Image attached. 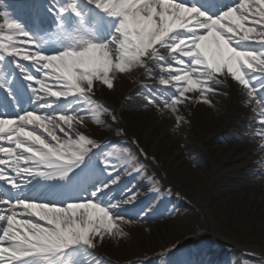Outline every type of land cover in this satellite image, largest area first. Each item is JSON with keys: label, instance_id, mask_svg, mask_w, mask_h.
<instances>
[{"label": "snow or ice", "instance_id": "snow-or-ice-1", "mask_svg": "<svg viewBox=\"0 0 264 264\" xmlns=\"http://www.w3.org/2000/svg\"><path fill=\"white\" fill-rule=\"evenodd\" d=\"M202 2L209 10L191 0L54 3L47 15L66 36L55 54L42 52L47 43L42 37L20 23L4 21V27L19 33V38L8 35L7 43H0V58H14L11 65L22 73L31 103L39 111H21L11 89L0 85V93L16 113L12 118L7 108L0 107V168L11 173L0 171V187L13 190L11 198L0 196V264H81L78 255L93 249L97 238L124 239L118 227L122 221L113 212L119 205L109 207L99 199L110 184L100 185L91 196L82 193L75 201L66 198L71 189L59 196V204L30 202L21 191L36 179L68 181L84 171L99 146L73 129L84 126L85 109L96 111L89 98L94 81L112 90L111 72H130L136 65L144 68L145 58L162 61L158 46L177 66L160 68L162 73H175L171 91L178 98L162 100L171 111L189 93L203 94L205 98L196 102L210 104L206 97L218 94L213 85L225 72L253 98V80L264 78V0H235L225 7L215 0ZM17 61L31 65L37 75L28 74ZM159 84L165 86L166 81L160 79ZM70 97L77 99L63 106L62 113L48 114L60 106L56 102ZM260 99L264 101V96ZM156 104L154 98L147 99V105ZM260 115L264 116V108ZM258 124L264 126V119ZM57 130L67 139L61 140ZM100 164L109 167L107 161ZM134 200L132 192L124 203Z\"/></svg>", "mask_w": 264, "mask_h": 264}, {"label": "bare ground", "instance_id": "bare-ground-1", "mask_svg": "<svg viewBox=\"0 0 264 264\" xmlns=\"http://www.w3.org/2000/svg\"><path fill=\"white\" fill-rule=\"evenodd\" d=\"M56 3H59L57 0H55ZM64 2V1H63ZM69 2H73V0H69ZM13 0H0V17H9L11 16V9L10 6L13 4ZM45 4H48L49 2L47 0H44ZM33 13V12H32ZM59 40L52 47L51 52L55 53L58 50V46L61 45L62 43H65L66 41V36L62 33L59 34ZM48 49H46L47 51ZM44 54H47L45 51L42 50ZM145 67L141 68L138 65L134 66L130 72L126 73H120L117 71H113L110 73L109 79L113 81V89L109 90L105 85L100 84L98 81H94V90L90 94V99L94 101V107L96 109L95 112H93L90 108L85 109V115L88 116L89 119L94 118L95 116H98L101 121H102V126L105 128L103 129V132L101 135L96 134L93 136L91 133H87L84 131H78L79 134L85 135L87 138L92 139L95 144H97L99 147H97L94 150V155L89 161L90 165L93 167V170L89 168L84 169L83 172L79 174L78 177L73 178L74 180L68 181V182H61L57 180V182L54 185L55 189H74V188H79L83 186V188L80 189L79 192L84 193L83 189L86 186V190L88 191L87 194L84 193L85 195L91 196L92 191V179L96 177V175H99L101 179L103 180L104 177L107 178L108 176H102L100 174H96V169L100 168L102 170H107V175L108 173L111 172V175H115L120 173V162L121 159L123 160L124 158H130L133 156L132 153L128 149L125 150L127 155H125L123 152L124 145L120 144V142H115L113 137H110L111 134L109 133L114 131L115 125L110 121V117L108 112L105 111V109L101 106H99L98 103L103 99V101H107L111 104H113L114 99L118 100V103L114 105L115 107H120L118 109L119 115L122 117L124 125L129 127L131 130H127V137L131 136L133 132H142L145 133L146 135L149 133L150 134V139H147L145 141V146L148 147L149 149H152L155 151L157 155L160 157L165 158V160H169L170 164L168 165L167 169L170 171H173V175L175 177V181L180 184V180L178 179L179 176H188L190 178L191 184L194 186H198L199 183L194 182V176L195 172H198L195 170L193 164V158L190 152H188V149H183L181 147H173V145L170 144V142L165 138L164 131L158 130L157 129V122H150L147 120V112H142L141 110V102L144 100L142 97H137V100H140V102L135 103L134 107L135 109H123L124 105L122 104V100L125 95L127 94V90L129 88L124 87L121 89V83L123 85V82L125 79L129 76L130 77H139L141 71H145L146 68H148L150 59L145 58L141 61ZM22 74V73H21ZM140 78V77H139ZM143 81L141 80L139 84L142 85ZM34 87V86H33ZM213 89L216 93H218V89L213 86ZM239 91L234 89V95L235 97L232 98L231 101L227 100L224 104V106L221 108V112L224 113V116L228 117V120L232 121L234 118V114H236V110L233 109V105L238 103V101L242 102H248V105H251L250 107L256 110V106L252 101H250L249 97H245V94L242 95V91H244L243 88L238 87L237 88ZM121 92L120 95H118V91ZM133 98V96H130ZM204 97L203 94L201 93H192L189 95V105L192 107V110L188 109L186 113H184V117L189 120L191 124H195L196 127L200 128L202 130V135L203 137L201 140H209L212 138L217 130L219 128H222L225 123V118L222 117L221 114H218L216 112H213L212 110H209V113L207 114L208 119V124H203L199 118H202V116H205L207 110L209 108L205 107V111L203 110L202 113L200 112L199 109V103L196 101L201 100V98ZM209 99H214L215 95L209 94L207 96ZM216 98H222L224 97H216ZM77 98L75 97H70L69 102L76 100ZM101 99V100H100ZM101 101V102H103ZM126 102V101H125ZM146 102H143V104ZM185 106V105H184ZM255 106V107H254ZM81 107H84L81 104ZM186 107V106H185ZM36 108V106H35ZM74 112L77 110L75 107H73ZM139 110V111H138ZM176 111V110H175ZM241 113L243 112L244 114L246 111H240ZM254 113V112H253ZM155 115L159 116V113L156 112L154 113ZM180 117H182L181 111ZM172 118H177V115L174 114ZM195 120V121H194ZM168 125V123L166 124ZM219 127V128H218ZM99 131V130H98ZM107 131L109 133H107ZM100 132V131H99ZM40 135L43 136V134L39 133ZM244 135V134H243ZM242 135V136H243ZM74 139L76 138L75 135H73ZM107 138V139H104ZM103 142L102 144H100ZM211 147L209 149H212L213 151H219L220 147L214 148L213 146L210 145ZM264 142L260 145L257 144L255 147L256 150H240L236 156H234V164L230 165V167L227 168V170H237L239 168H244V167H249L252 171H258L261 168L260 162L263 160L264 161ZM173 147L174 149H172ZM252 149V148H250ZM261 149V150H260ZM97 155H102L101 158H98L99 156ZM101 161H107L109 164L108 168H104L100 162ZM262 161V162H263ZM86 166V165H85ZM84 166V167H85ZM133 167L136 168H145V166H142L141 162L135 161L133 163ZM148 169V168H146ZM225 169H218L216 171L215 168H212L210 170V173L212 176L211 181L209 184L213 185L215 190H213L210 194L211 199L214 201V203L220 207L222 211L227 213L230 217L232 216V222L237 224L238 226H244L249 228L251 230L252 228L256 229L257 226H259L257 230V235L262 236L264 238V176H256V175H246V174H240V175H234V174H229L227 177L229 178H218L222 176V173H225L227 171H223ZM1 171V170H0ZM91 172L92 179L89 181L84 179V176L81 177L83 174L85 175L86 172ZM111 175H109L111 177ZM128 173H122L119 176H122V185L126 186L127 183H130V179L132 177H128ZM147 173L144 170H141L139 173V177L143 180L146 179ZM226 177V176H225ZM234 177H239L242 182L235 183ZM120 177L116 178V181L119 180ZM37 180V179H36ZM36 180H33V183L36 182ZM89 181V182H88ZM189 181V180H188ZM152 185V189H154V182H150ZM178 185V184H177ZM26 186V185H25ZM24 186V187H25ZM195 186V187H196ZM120 188V185L117 186V188ZM158 187V184H157ZM141 192L140 194H142ZM78 195V193H77ZM149 195V193H147ZM39 197V196H38ZM36 197V200H42L45 202L51 203V198L52 197H42L38 199ZM161 197L163 200L169 204L173 205L171 206L172 208H177L176 213L180 215L181 220H182V230L186 231L189 229V220L191 217V210L182 202H178L174 200V195H171L169 193H162ZM99 199L101 201H105L104 195H100ZM55 200H60L59 198H55ZM211 200V201H212ZM109 201V200H107ZM54 202V201H53ZM138 202V201H137ZM103 203V202H102ZM211 206V205H210ZM209 206V207H210ZM208 207V205H207ZM113 212L115 213V216L118 215L120 212V209L116 208L113 209ZM149 214L152 216V212L147 211L146 216ZM117 217V216H116ZM118 220L122 221V223H118V227L123 229V235L124 239H119V237L115 239H111L108 237H105L104 241H99V238H97L96 241H94L95 247L91 250H88L86 253L79 254L78 259L81 261V264H98V259L105 258L102 264H130L132 261L137 260V259H144L147 260L149 264H154V261L156 263H161L163 261L162 258H168L171 254H169V249L176 244H178L177 248V253L180 254V256L183 258V264H187V259H186V254L185 251L186 247L184 244L186 241H182L181 243L174 241V239L171 238V235L161 227V232L157 236V234L154 233V235H150L149 233H146L145 236L141 234V232L138 231L140 228L139 225L134 222H131L130 220H123L122 218L117 217ZM130 224L133 226H139L136 228L130 227ZM143 227V225H141ZM214 233L216 236H218L216 230H214ZM219 237V236H218ZM220 239V238H219ZM225 241V240H224ZM219 246V245H218ZM238 247V246H236ZM220 248V247H219ZM218 248L220 254L223 256H227L225 254L226 250H223V252L220 251ZM233 253L230 254V257L228 258L227 262L222 264H233V258L232 255H234L236 252H238L237 248H233L231 250ZM121 252V253H120ZM159 261L156 259L157 255ZM226 259H223L222 261H225ZM214 264V263H212ZM219 264V262H218Z\"/></svg>", "mask_w": 264, "mask_h": 264}, {"label": "rangeland", "instance_id": "rangeland-1", "mask_svg": "<svg viewBox=\"0 0 264 264\" xmlns=\"http://www.w3.org/2000/svg\"><path fill=\"white\" fill-rule=\"evenodd\" d=\"M2 20V22H4L5 20H10L11 22L20 23L22 28L23 26H25L23 22L17 19L16 13H13L11 16L6 18L2 17ZM3 28L6 30L5 27ZM7 32L13 33L12 30H8ZM160 49L166 50L164 48ZM165 53L168 54L167 51H165ZM165 60L166 59L163 58L162 64L160 65L172 67L169 63H167L168 61L165 62ZM157 76L160 78L157 80V85L155 86L156 91L147 89L146 95L144 97L146 100L148 98H154L157 101V104L155 107L145 104V106H147L145 108L147 109L144 108L145 110H143L142 112H147V120L150 122L155 121L156 123L157 120H159L156 125L157 129L164 131L165 138L170 142L171 145H173V147L179 146L184 149L190 148L188 150L192 151L190 153L193 158L192 165L194 166L195 170L198 171L194 173V182L199 183L198 186L195 185L196 187L191 184L190 178L188 176H183V174L182 176L178 177V179L180 180V184L175 181V177L172 174L173 171H169L167 169L170 161H166L165 158L157 155L154 150L149 149L145 146V141H147V139H150L149 133L146 135L145 133L135 131L130 134L131 136L127 137V130L130 129L129 127L124 125L123 119L120 118V116H118L117 112L115 111L116 109L114 105L118 103L117 99H114L113 104H109L108 102L101 103L102 105H104V108L111 113L112 118L110 117V121L116 124V131L114 130L113 134L115 140L124 145L123 149H128L130 153H134L132 160H141L142 163H144L145 168H142V170L147 173L146 179L141 180L143 183L138 184V178L136 177V182L132 183L134 187L135 185H137L134 189L138 187L139 191L146 192L149 188L148 184H150V181L154 182L155 184L160 183V185H158L157 187L159 188L158 190L161 191L159 193H162L166 189L173 190L174 194L172 195H174V199H176L178 202L183 201V203L191 210L189 229H187L186 231L182 230L183 227L181 217L176 213L178 207H176L175 209L171 207L173 205L168 204V206L166 205V209H156L154 208L155 206H151V203H153L152 200H149L144 205L143 203H136L135 201L139 200L137 196L135 197L134 201H130L127 204L124 203V200L126 198L113 199L112 204L119 205L118 209H120V212L116 216L122 218L123 220H130L131 222L143 225V227L139 225L140 228L138 229V231L141 232V234H143L144 236L146 233H149L150 235H154L155 233L158 236L162 231V227L171 235V238L176 242L190 240L188 242V245H191L190 249H195L193 250V252L196 253L201 254L203 246L209 243V245L206 246V249L209 250L208 254L214 255L213 257L219 256L217 246L211 244V241H215L217 245L221 246L219 248L221 252H223V250H226V255L233 253L231 250L234 247L238 249L236 259L234 260L236 264H264V238L262 236H258L256 230L259 228V226H257L256 229L252 228L251 230H249V228L247 229V227L244 226H238L237 224L232 222V216L230 215V217H228L229 215L222 211L210 197L211 192L215 190L213 185L209 184L213 176L210 173V170L212 168H215L216 171L220 168L225 169L223 171H227L225 173H222V176L218 178H228L227 175L229 174H234L235 176L240 174L264 176L263 160V162H260L259 168L261 169L258 171H252L249 167L239 168L238 170H227L230 165L235 163L233 157L236 156L240 150H255L254 147L257 146V144L259 145L263 143L264 141L263 138L259 137L260 132L257 128L248 126L251 115L249 117H243L244 125L241 121L232 122L229 124L226 130L222 132V134L216 136L210 142H204L203 145L204 147H207L208 154L210 155L209 159L208 156L199 149V146H196V142H198L197 140L200 134L202 135V130L198 131L195 125L188 123V121L184 117V113H186L189 108L190 110L192 108L188 106L184 109V103L182 101L180 105L176 106L175 112L171 111L170 108L162 102V100L178 98L175 96V94L172 93L171 86H169L166 81V78L169 77V73ZM160 79H164L166 81L165 86H161L159 84ZM133 81V77H127L123 82V85L121 83L120 88L123 89L124 86L126 87V85L128 84L130 85V82L132 84ZM261 89L263 88H258L257 90ZM117 91L118 95H120L121 92L119 90ZM254 91H256L255 88H253V92ZM223 96L226 95L223 94ZM254 96L257 95L254 94ZM208 101L212 102V100ZM56 103H58L60 106L58 108H53L51 112L48 113L49 115H51V113L59 114L64 111L63 106H65L64 104L66 102H64V104H62L63 102ZM207 105L208 104L205 103H201L199 105L201 113L205 109V107L209 108L207 112L205 111L206 109L204 110L206 112L205 116L199 118L203 124H208L209 117H206V115L209 113V110L211 108L213 112L221 114L219 111H217L216 108L213 109V106L211 104L209 105L212 107ZM239 106H243L246 110H249L248 105L240 104ZM178 111H181L183 118H180V114H178ZM156 112L159 113V116L154 114ZM174 114L177 115L176 119L172 118ZM252 120H256V118H253ZM167 123L168 125H166ZM83 125V127L77 125L73 129V132L78 133L77 130L79 129L89 134L91 133L93 136H95L97 133L101 135L103 132L98 128L100 126V119L97 120L96 117L84 120ZM243 133L245 135L243 137H240ZM57 135L60 136L61 140L67 139V137L60 133L59 130H57ZM250 136H252L251 139L249 138ZM241 138H243V140L245 139L243 143H240L242 142ZM48 139L50 143L54 144V142L50 141V138ZM213 144L214 148L220 147L219 151L215 152L212 149H209L210 147L208 146ZM173 147L171 148L174 149ZM217 164L218 166H215ZM128 166L129 163H127V167ZM151 169L153 170L154 174L152 173ZM155 170L158 171L159 175L155 174ZM234 178L235 179L232 180H234L235 183L242 182L240 179H238L239 177ZM111 187H109L107 190L111 189ZM113 192L116 193L117 190ZM26 197L30 202H32V199L30 197ZM70 200L75 201L73 199ZM157 201L158 200H156L154 203H158ZM149 210L153 213L152 216H150L149 214H147L146 216V212ZM24 219L29 218L25 217ZM31 219L32 222L41 223L39 221H35L34 218ZM139 226H133L130 224V227L132 228H136ZM214 230H216L219 237L216 236ZM187 253L190 254V251L187 250ZM200 256H204V254H201ZM193 257L194 255L191 254V258ZM97 262L98 264H102L103 261L101 259H98ZM142 262H144V260L140 259L137 260L134 264H141Z\"/></svg>", "mask_w": 264, "mask_h": 264}]
</instances>
